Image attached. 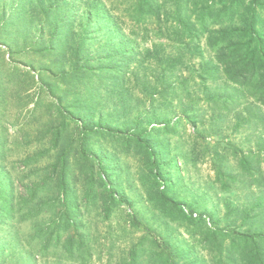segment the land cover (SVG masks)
<instances>
[{
    "label": "trees",
    "instance_id": "1",
    "mask_svg": "<svg viewBox=\"0 0 264 264\" xmlns=\"http://www.w3.org/2000/svg\"><path fill=\"white\" fill-rule=\"evenodd\" d=\"M26 1L47 20L52 34L48 46L56 57L70 55V69L60 73L77 91L73 108L61 105L62 99L58 102L62 120L45 138L50 147L25 156L28 182L20 195L15 178L2 164L5 156L0 143V222L11 226L13 242L29 247L27 264H38L50 255H57L62 264L91 262L90 212H103L108 218L120 204L135 206L123 181L130 173V160L137 166L135 173L146 202L184 225L191 235L199 233L213 264H264V133L257 136L255 150L247 153L233 145L231 154L215 148L213 167L221 189L227 193L243 189L253 196L252 204L243 209L228 201L227 223L221 226L216 214L204 208L203 199H181L175 187L183 184V176L168 135L176 133L183 120L195 129L203 123L199 101L188 97L177 120L171 116L173 111L162 113L156 104L159 97L172 98L179 89L192 86L194 76L179 81L183 55L168 54L160 49L162 43L153 42L139 55L153 62L140 76V71L129 70L138 56L135 42L103 0H85L80 7L78 0ZM173 1L174 7L163 12L159 0H133L130 15L138 24L157 26L159 39L195 44L188 59L202 60L197 73L205 85L225 77L221 90L206 89V102L212 113L220 115L219 121L236 110L237 129L264 127V0H203L201 7L195 3L193 9L183 0ZM54 12L61 18L53 16ZM203 36L212 52L209 56L196 45ZM37 39L45 42L42 35ZM131 80L143 97L134 99L126 93ZM103 90L116 98L111 108L105 109ZM241 98H252V102L239 109ZM73 123L76 134L69 136L66 133ZM206 132L198 129L204 141ZM211 134L223 135L218 129ZM131 214L132 225L144 227L136 210ZM205 214L213 227L205 222ZM233 215L241 219L239 224L238 218L229 220ZM24 224L28 232L22 242L17 234ZM154 237L148 244L143 240L131 244L127 255L115 264H209L182 243L161 233Z\"/></svg>",
    "mask_w": 264,
    "mask_h": 264
},
{
    "label": "rangeland",
    "instance_id": "2",
    "mask_svg": "<svg viewBox=\"0 0 264 264\" xmlns=\"http://www.w3.org/2000/svg\"><path fill=\"white\" fill-rule=\"evenodd\" d=\"M84 1L78 0L79 7ZM103 1L111 8V13L118 18L122 30L135 42L133 45L138 56L130 64V71H140V76H143L146 71L145 67L148 70L151 68V63H153L151 59L139 57V55H142L153 42L162 43L160 49L166 53L176 52L185 58L181 71L178 73L179 81L194 76V80L190 81L192 86L184 91L179 89L172 98L170 96L159 97V101H156L160 112L173 111L171 115L173 120H177L180 116L181 106L190 99L188 97L199 101L204 112V121L199 123L198 128L195 129L191 123L183 120L177 132L168 135L171 151L177 156L183 176V184L175 187H177L181 199L188 201L194 197L203 199L204 208L213 211L216 217L221 220V226H225L227 223L225 220L226 203L229 201L233 206L243 209L246 205L252 204L253 196L249 197V194L243 189L231 193L221 189L220 183L215 180L216 174L213 167L215 148L218 147L220 151L224 150L230 154L233 146L244 150L245 153L249 149L255 150L257 136L264 133V127L260 125L257 130L239 127L237 129L234 118L236 110L228 113L223 122L219 121L220 115L212 113L211 107L206 102V91L208 89L221 90L227 80L221 76L217 80H210L205 85L197 73L202 60L200 58L188 59L193 56L195 44L175 43L171 40L157 38V26L138 24L131 17L129 10L133 0ZM202 2L203 0H183V4L192 9L195 8V3L201 7ZM159 3L162 5L163 12L167 9L170 10L169 8L174 7L175 4L173 0L170 2L159 0ZM39 10V8L29 5L26 0H0V143L3 145L5 156L2 164L15 178L18 195L24 193L28 182L26 175L28 170L23 163L25 156L38 149L46 150L50 147L51 143L46 142L45 138L51 130L60 125L62 120L58 111L59 100H63L61 105L73 108V101L77 94L74 86L67 84L68 80H62L60 73L62 69H70V55L67 58H60V60L54 54V50L48 46L52 37L51 29L47 20L45 22L40 16ZM53 16L61 18L57 12H54ZM162 19L164 22V15H162ZM43 27L45 29H42L43 33H41ZM75 31L78 32L79 28L76 27ZM41 35L45 42L38 41L40 39L37 38H40ZM144 37L147 38V41L143 39ZM197 44L205 56L212 54L204 36ZM72 49L75 50V47H71V51ZM135 84L136 82L131 80L127 85L126 93L132 94L134 99L143 97L137 91ZM104 91L102 93L103 103L106 105L105 109H108L111 108L116 98L114 96L110 98ZM65 93H68L67 98L64 96ZM36 102L39 103L37 106ZM239 102H242V105L238 106L241 109L246 102H252V98H241ZM74 126V123L71 124L67 135L74 136L76 134ZM199 128L207 129L208 138L206 141L200 137ZM214 129H218L223 135H212L211 132ZM37 136H39V140ZM229 141L231 146L228 145ZM234 161L233 156H230V162ZM44 163L45 159L42 161V164ZM128 164L130 173L123 176V181L125 189L136 200L135 206L129 208L120 204L108 218L104 217L103 212L99 214H95V210L90 212L88 225L93 236L89 242V258L91 259L89 264L120 262L122 257L127 255L131 244L141 240L148 244L154 240L156 233L167 236L177 244L182 243L187 250H192L199 256L202 255L209 264H213L211 252L203 248L199 233L191 235L184 225L161 214L146 202L143 187L135 173L137 166L131 160ZM135 210L143 220L144 227L132 225L131 213ZM186 211L190 213L188 207ZM196 213L194 216H197ZM238 214L240 215V213ZM203 216L207 225L213 227L210 217L206 214ZM237 216L233 215L229 220L232 221L238 218ZM236 222L239 224L241 219H236ZM147 226L150 228L149 230L145 229ZM244 228L242 227L241 230ZM27 232V226L22 225L19 228V234H17L18 239L25 242ZM12 239L11 226L0 222V245L3 247V250L0 249V264H27L28 259H26L25 252L29 247L27 245L18 246ZM56 256L40 258L38 264H58L59 261H63Z\"/></svg>",
    "mask_w": 264,
    "mask_h": 264
}]
</instances>
